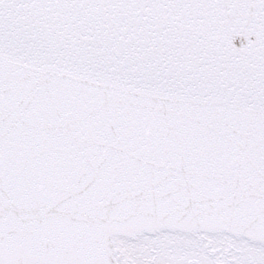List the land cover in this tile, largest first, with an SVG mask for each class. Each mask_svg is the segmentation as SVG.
Returning a JSON list of instances; mask_svg holds the SVG:
<instances>
[{
	"label": "snow or ice",
	"instance_id": "snow-or-ice-1",
	"mask_svg": "<svg viewBox=\"0 0 264 264\" xmlns=\"http://www.w3.org/2000/svg\"><path fill=\"white\" fill-rule=\"evenodd\" d=\"M0 264H264V0H0Z\"/></svg>",
	"mask_w": 264,
	"mask_h": 264
}]
</instances>
